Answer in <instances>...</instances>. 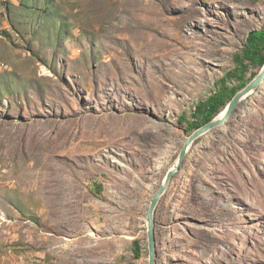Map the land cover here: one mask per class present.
<instances>
[{
  "label": "rangeland",
  "instance_id": "obj_1",
  "mask_svg": "<svg viewBox=\"0 0 264 264\" xmlns=\"http://www.w3.org/2000/svg\"><path fill=\"white\" fill-rule=\"evenodd\" d=\"M263 28L264 0H0V264H150L188 123ZM156 238L157 264H264V84L195 142Z\"/></svg>",
  "mask_w": 264,
  "mask_h": 264
},
{
  "label": "trees",
  "instance_id": "obj_2",
  "mask_svg": "<svg viewBox=\"0 0 264 264\" xmlns=\"http://www.w3.org/2000/svg\"><path fill=\"white\" fill-rule=\"evenodd\" d=\"M24 4V1H22ZM8 37V33H6ZM236 68L229 72L221 81L220 91H217L204 103L196 107L193 121L188 123V132L192 135L195 131L217 118L229 105L238 92L251 83L264 67V28L249 33L247 42L242 51L235 56ZM258 68L260 71L252 73L251 69ZM230 81L238 82L237 86L229 87ZM134 252L139 259L142 256L140 241L134 242Z\"/></svg>",
  "mask_w": 264,
  "mask_h": 264
},
{
  "label": "water",
  "instance_id": "obj_3",
  "mask_svg": "<svg viewBox=\"0 0 264 264\" xmlns=\"http://www.w3.org/2000/svg\"><path fill=\"white\" fill-rule=\"evenodd\" d=\"M264 84V67L262 68L259 75L249 83L244 89L236 94L227 108L213 121L204 125L197 131H195L186 141L184 147L181 150L178 161L173 167L169 170L162 186L157 191L156 195L153 197L151 206L147 216L148 223V237H149V250H150V264H157L158 259V247H157V238H156V212L157 208L161 202L163 196L169 190V187L173 181V178L181 170V167L187 158L190 150L194 146L195 142L201 137L205 136L209 132L213 131L216 128H219L225 125L232 117L233 113L236 111L241 102L252 96L257 92L259 87Z\"/></svg>",
  "mask_w": 264,
  "mask_h": 264
},
{
  "label": "bare ground",
  "instance_id": "obj_4",
  "mask_svg": "<svg viewBox=\"0 0 264 264\" xmlns=\"http://www.w3.org/2000/svg\"><path fill=\"white\" fill-rule=\"evenodd\" d=\"M167 47V46H166ZM169 47V46H168Z\"/></svg>",
  "mask_w": 264,
  "mask_h": 264
}]
</instances>
